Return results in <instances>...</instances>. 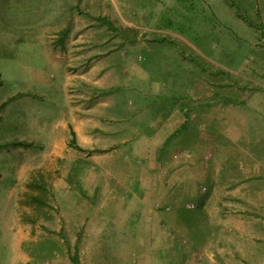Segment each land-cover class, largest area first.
I'll return each instance as SVG.
<instances>
[{
  "label": "rangeland",
  "instance_id": "obj_1",
  "mask_svg": "<svg viewBox=\"0 0 264 264\" xmlns=\"http://www.w3.org/2000/svg\"><path fill=\"white\" fill-rule=\"evenodd\" d=\"M0 264H264V0H0Z\"/></svg>",
  "mask_w": 264,
  "mask_h": 264
},
{
  "label": "bare ground",
  "instance_id": "obj_2",
  "mask_svg": "<svg viewBox=\"0 0 264 264\" xmlns=\"http://www.w3.org/2000/svg\"><path fill=\"white\" fill-rule=\"evenodd\" d=\"M15 224H10V225H8V227H7V230H8V232H11V231H13V229H15V226H14ZM20 234H21V229L20 228H18V229H16L15 230V234L13 235V237H12V239H11V241H12V243H11V245L9 246V248L14 252L16 249V244H17V241L19 240V238H20ZM15 255H17L18 256V253L17 252H15Z\"/></svg>",
  "mask_w": 264,
  "mask_h": 264
},
{
  "label": "trees",
  "instance_id": "obj_3",
  "mask_svg": "<svg viewBox=\"0 0 264 264\" xmlns=\"http://www.w3.org/2000/svg\"><path fill=\"white\" fill-rule=\"evenodd\" d=\"M167 141V140H166Z\"/></svg>",
  "mask_w": 264,
  "mask_h": 264
}]
</instances>
